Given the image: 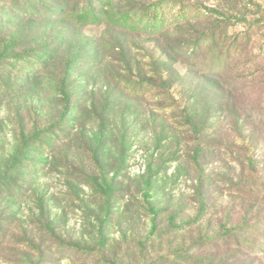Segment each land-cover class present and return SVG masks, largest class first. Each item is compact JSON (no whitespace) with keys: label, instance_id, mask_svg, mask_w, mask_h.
Returning <instances> with one entry per match:
<instances>
[{"label":"rangeland","instance_id":"1","mask_svg":"<svg viewBox=\"0 0 264 264\" xmlns=\"http://www.w3.org/2000/svg\"><path fill=\"white\" fill-rule=\"evenodd\" d=\"M153 1L122 0L115 8L123 12ZM185 1L198 5L206 18L178 27L173 23L155 38L106 25L81 29L60 23L56 33L76 52L84 42L103 41L97 61L91 64L85 57L66 63L65 47L64 56L22 93L0 97V158L20 151L21 131L29 137L34 123L44 127L58 117L60 107L53 102L59 97V81L68 74L74 108L62 127L75 125L69 135L58 134L61 143L53 154L33 145L25 167L13 172L26 194L8 211L16 217L1 238L0 264H264V143L251 147L252 137L260 142L262 137L230 112L226 121L201 136L186 124L188 108L204 113L225 104L264 109V0ZM167 10L171 22L179 8ZM218 27L228 45L241 35L239 51L251 32L244 53L233 61L235 67L219 81L165 54L172 43ZM27 32L33 34L27 37L34 36L31 27ZM130 59L133 64L140 61L147 77L163 69L165 93L149 88L134 96L118 88L116 72L135 78L136 67L133 76L125 71L124 62ZM16 72L0 62V79H20L21 72ZM226 87L236 94L229 96ZM87 98L88 107L92 99L98 102L93 105L97 111L108 105L102 140L97 122L77 118L75 106ZM251 156L258 160L257 172L249 166ZM89 175L107 179L117 189L105 218L109 202L94 194ZM151 209L157 214L150 233Z\"/></svg>","mask_w":264,"mask_h":264},{"label":"trees","instance_id":"2","mask_svg":"<svg viewBox=\"0 0 264 264\" xmlns=\"http://www.w3.org/2000/svg\"><path fill=\"white\" fill-rule=\"evenodd\" d=\"M119 1L122 0H0V62H7L11 70L15 71L17 69V72H21L20 79L17 76L9 79V81L0 79V97L4 98L11 94L22 93L26 89L25 87L29 86L38 77L46 74L52 64L64 56L62 51L65 47H67L66 55L69 54V56L65 57L66 63L77 59L74 62L76 64L78 60L81 61L85 57L90 59L91 64L97 61L98 56L101 54L100 48L103 45V41L99 39L98 43H94L93 40L84 42L76 52L72 50V45H69V43L64 44L66 41L61 40L62 37L56 33L55 30L58 29L57 26L60 23H65L64 27L74 25V27L81 29L90 25H106L113 30L142 32L155 38L164 35L168 27L173 23L176 24V27L188 23L192 24L193 22L198 23L204 19L206 14L198 5H191L185 0H154L149 4L130 5L123 12L115 8ZM176 7L179 10L174 20L170 22V11L167 9ZM29 27L34 33L33 37H27L33 35L27 32ZM219 27L212 29L210 32L196 31L193 38L176 45L172 43L169 50L165 51V54L180 57L188 64L190 69L203 72L205 76L217 78V81H219V79L228 76L229 72L235 67L233 61L238 55L241 56L244 53L251 37V32L247 31V37L243 41L244 48L239 51L238 42L241 40V35L236 36L231 41V45H228L226 40L223 41L224 32ZM182 32H188L187 34H189V31ZM118 47L119 49H125L122 45ZM204 50L207 51L202 58ZM73 55L75 56L71 58ZM131 60L124 62L126 65L125 71H128L133 76L132 73L136 67L135 78L129 77V74L121 75L119 71L116 72L115 83L118 88L127 89L134 96H143L149 88L161 90L162 94L165 93L163 88L168 86V78L163 77L162 72H165L163 69L157 68L155 74L147 77L145 76L147 73L144 72V66L141 65L140 61H135V66ZM208 64L209 66L207 67ZM17 72L16 74H19ZM67 73H70V71H67ZM68 75H65L59 81L57 86L59 97L53 102V104H57L60 107L58 117L44 127L34 123L29 137L21 131L19 143L22 147L20 151L15 154L7 152L6 156L0 158V206H5L0 211V241L11 230V225L16 217L15 214L8 213L10 207L16 204L17 198L26 194V188H22L17 183L19 182L17 177L20 176L17 173L13 175V172L16 169L18 170V168L25 167L26 161L30 160L28 150L33 145L41 144L48 150L52 149L50 153L53 154L55 147L61 143L58 134L69 135L70 130L75 127L72 124H66L67 128L65 129L67 130H63L62 127L67 120H71V113L74 108L70 85L67 83ZM89 77L91 79V75ZM227 85L232 87L231 83H227ZM226 88L228 89V87ZM227 92L231 97L236 94L234 90L230 91L228 89ZM196 95L194 94L192 98H195ZM91 101L90 107L87 106L88 98L75 106L78 114L77 118L82 117V122L84 123L97 122L100 126L98 134H100V139L102 140L105 136V130H107L105 117L108 115V105L105 103V105L101 106V110L97 111L93 105L97 106L98 102L93 99ZM188 102H190V98ZM188 109L191 113L186 116V124L190 125L198 136L203 135L207 130L209 132L210 129L217 127V123L226 121L230 112V114H236L239 118L242 117L243 123L252 125L262 137L261 142L252 137L251 147L256 148L260 143H264L263 108L259 111H252L244 110L243 107H237L236 105L228 106L225 104L219 107H211L205 113L198 112L195 109ZM215 118H217L216 123L214 121ZM239 118L238 120H240ZM243 123L242 125L240 124L241 130H244ZM236 124H238V121ZM210 132L213 134L214 131ZM44 139L46 141H43ZM204 148L207 147L205 145L196 147L194 150L195 154H201ZM254 157L256 156L249 157L248 161L252 171L257 172L258 160ZM88 179L94 181V194L107 197L109 204L106 203L107 208L103 209L105 213L103 212L102 214V217L105 218L111 212L112 205L110 206V203L112 199L110 195L112 196L113 190L117 189L107 179H101L98 176L95 177V175H89ZM149 198L150 195L146 193L144 199L149 200ZM151 210L154 212V216L152 217L150 233L156 227L155 218L157 214V211ZM45 224L53 230L49 223ZM225 233L232 236L229 230H225ZM32 240V238L28 240L29 244L32 243ZM16 241L17 239L15 238ZM17 242L20 244L24 243L23 240H18ZM238 243L240 244L241 242L239 241ZM70 245L68 244V246ZM255 248H252V250H256Z\"/></svg>","mask_w":264,"mask_h":264}]
</instances>
